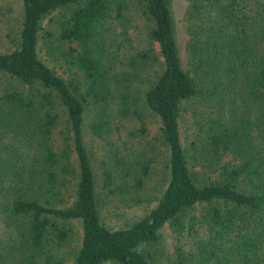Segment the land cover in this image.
Returning <instances> with one entry per match:
<instances>
[{
  "label": "trees",
  "instance_id": "16d2710c",
  "mask_svg": "<svg viewBox=\"0 0 264 264\" xmlns=\"http://www.w3.org/2000/svg\"><path fill=\"white\" fill-rule=\"evenodd\" d=\"M19 1L15 42L0 50V74L12 81L0 86V264H154L149 245L165 223L178 241L159 264H264V0H186L189 68L169 0H138L160 55L142 102L160 122L167 176L155 204L116 227L101 220L96 191L111 193L117 172L137 188L147 164L126 166L115 155L112 169L102 160L97 188L83 119L128 76L114 71L107 49L108 21L125 18L127 1ZM54 11L43 36L65 42L59 51L72 77L37 53L42 19ZM195 97L202 107L184 147L179 117ZM102 124L93 120L91 133L101 135ZM71 220L81 236L66 263L57 249L68 246Z\"/></svg>",
  "mask_w": 264,
  "mask_h": 264
},
{
  "label": "rangeland",
  "instance_id": "374dc122",
  "mask_svg": "<svg viewBox=\"0 0 264 264\" xmlns=\"http://www.w3.org/2000/svg\"><path fill=\"white\" fill-rule=\"evenodd\" d=\"M126 1L125 18L120 21H108L107 35L111 40L107 49L112 52L115 60L114 71L123 70L127 74H122L121 71L120 77L128 76L119 82L120 87L116 89L114 98L107 105H87L83 119L84 141L92 162L97 188L101 184L102 160L112 169V159L115 155L126 160V166L147 164V172L139 175L141 185L137 188V185L133 186L131 175L121 176L117 172L111 185V193L103 189L96 191L100 218L109 227L127 225L152 207L165 185L167 176V150L159 138L160 122L142 102L143 92L153 81L159 68L160 55L156 43L148 37L149 19L142 13L139 1ZM169 4L182 67L189 68L185 50L187 34L182 19L186 0H169ZM20 9L19 0H0V50L10 49L15 42ZM56 17L57 12L54 11L42 19V36L45 30L53 31ZM122 27L126 28L125 35L121 34ZM41 35L37 44L38 56L56 73L63 77H72L74 67L65 61L59 51L65 47V42L61 43L54 35L46 38ZM139 53L147 54V59ZM7 79L0 74V86L12 82ZM202 102L198 97L184 102V109L179 117L180 138L184 147H189L193 132H196L193 120L196 118L195 112L201 109ZM99 118L103 122V130L98 136L91 133L90 124ZM67 201L64 196V203ZM195 213H198V210ZM70 223L73 234L67 242L68 246L57 249L66 263H69L72 257L70 248L78 246L81 236L78 220H71ZM185 239H188V236ZM177 241L176 234L165 223L159 230L156 242L149 245L152 262L159 264L164 260ZM100 264L117 263L106 261Z\"/></svg>",
  "mask_w": 264,
  "mask_h": 264
}]
</instances>
